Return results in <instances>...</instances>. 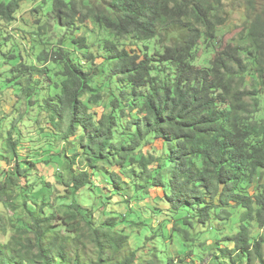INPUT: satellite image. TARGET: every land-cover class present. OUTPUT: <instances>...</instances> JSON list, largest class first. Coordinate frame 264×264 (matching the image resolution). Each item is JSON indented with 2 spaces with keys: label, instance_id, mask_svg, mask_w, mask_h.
<instances>
[{
  "label": "clouds",
  "instance_id": "1",
  "mask_svg": "<svg viewBox=\"0 0 264 264\" xmlns=\"http://www.w3.org/2000/svg\"><path fill=\"white\" fill-rule=\"evenodd\" d=\"M262 51L264 0H0L2 264H264Z\"/></svg>",
  "mask_w": 264,
  "mask_h": 264
},
{
  "label": "trees",
  "instance_id": "2",
  "mask_svg": "<svg viewBox=\"0 0 264 264\" xmlns=\"http://www.w3.org/2000/svg\"><path fill=\"white\" fill-rule=\"evenodd\" d=\"M150 2H151V0H145V7L149 6V5H150ZM248 55L251 56L252 53L249 52ZM262 55H264V51H262ZM177 90H178V89H177L176 87L173 88V91H174V92L177 91ZM182 95L186 96V94H184V93H182ZM196 99H197V97H196L195 93L193 92V95H192V102H195ZM213 123H214L213 121H205L203 124L200 125V129H201V131H200V132H197V135L202 134V133H203V130L206 129V128L211 127ZM185 126H186V127H191V128H193V130L195 131V126H194V125L189 124V125H185ZM182 147H183V146L181 145V148H182ZM174 155H175V154H174ZM258 170H259V169H258ZM221 172H223V169L221 170ZM221 179H223V177H221ZM220 208H222V209H227L229 212L234 211L232 205H231V204H228V203H225L224 200H221V201H220ZM216 218H217V219H225V217H222V216H219V215H217ZM259 220H260V223H261L262 225H264V215L260 216V217H259ZM178 223H180V224H181L184 228H186V229L192 227L191 224L186 223V222H184L183 220H180L179 218H178ZM199 223L203 224V220L199 221ZM220 227H221V225H217V228H220ZM224 239H225V240H228V239H231V238H230V237H224ZM217 243H218V241H217ZM0 264H2V261H0ZM48 264H54V262L52 261V257H51V254H50V253L48 254Z\"/></svg>",
  "mask_w": 264,
  "mask_h": 264
}]
</instances>
